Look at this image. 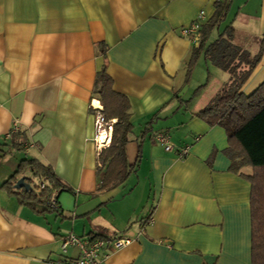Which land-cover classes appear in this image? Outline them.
Returning <instances> with one entry per match:
<instances>
[{"label":"crops","instance_id":"1","mask_svg":"<svg viewBox=\"0 0 264 264\" xmlns=\"http://www.w3.org/2000/svg\"><path fill=\"white\" fill-rule=\"evenodd\" d=\"M215 1L0 0V264L75 260L77 247L61 250L68 234L128 237L130 245L107 249L106 264H252V169H232L224 129L196 116L207 104L202 94L229 76L213 77L200 56L186 82L197 46L181 30L200 12L205 25ZM227 25L252 53L263 42L242 88L249 95L264 81V0H232L220 31ZM104 64L131 104L126 157L134 169L109 191L99 190L104 167L89 108ZM198 68L204 83L192 89ZM156 132L172 135V151L153 140ZM24 159L50 166L71 189L57 194L55 208L38 212L1 187Z\"/></svg>","mask_w":264,"mask_h":264},{"label":"trees","instance_id":"2","mask_svg":"<svg viewBox=\"0 0 264 264\" xmlns=\"http://www.w3.org/2000/svg\"><path fill=\"white\" fill-rule=\"evenodd\" d=\"M231 2L215 1L214 13L202 26L198 46L193 48L187 63L186 82L200 56L229 76L228 81L196 116L209 126L224 129L228 144L224 153L230 159L232 169H252L251 176L247 177L251 185V261L252 264H264V81L251 94L245 95L242 92L243 86L261 61L263 42L257 41V50L252 53L239 43L233 26L227 25L220 31L227 19ZM214 30L218 34L209 42ZM96 49L98 54L104 55L106 46L100 44ZM94 93L98 96L104 117L115 120L111 144L99 155L104 167L100 173L99 190L109 191L123 184L134 171L126 157V145L132 129L129 122L131 104L125 95L113 90V81L107 74L105 64L96 74ZM21 177L27 178L31 190L14 188ZM33 179L39 184L32 186ZM1 187L16 197L20 204L38 212L48 211L52 202L56 203L58 193L71 191L50 166L35 159L21 160ZM102 237L107 236L97 238Z\"/></svg>","mask_w":264,"mask_h":264},{"label":"built area","instance_id":"3","mask_svg":"<svg viewBox=\"0 0 264 264\" xmlns=\"http://www.w3.org/2000/svg\"><path fill=\"white\" fill-rule=\"evenodd\" d=\"M204 22V13L200 12L195 21L189 26L181 30V36L189 41L192 46H198L200 38V30ZM94 101L91 100L89 108L94 113V127L95 135L93 143L97 155L108 148L111 144L113 124L115 120H108L104 117L102 106L99 101L97 105H94ZM17 125H14L12 131L6 135V138H11V135L17 131ZM152 138L155 142L161 144L166 152L173 150V146L169 141L168 136L165 133H153ZM187 155V149H182L178 152L180 159ZM43 186V184H41ZM52 207H56V203L52 202ZM131 240L126 236L116 237H79L74 234H68L63 237L61 242V250L66 251L67 247L73 246L79 249V257L75 260H69L60 264H106L107 249L111 248L114 251L122 249L130 245Z\"/></svg>","mask_w":264,"mask_h":264},{"label":"rangeland","instance_id":"4","mask_svg":"<svg viewBox=\"0 0 264 264\" xmlns=\"http://www.w3.org/2000/svg\"><path fill=\"white\" fill-rule=\"evenodd\" d=\"M217 34H218L217 30H214V31L212 32V34H211L209 40H210V41L214 40V38H216ZM201 69H202V68H198V69H197L195 79H194V81H193V83H192V87H193L192 89H194V88H196L197 86H199L200 84H203V83H204V82H203L204 80L202 81V79H201V78H202V77H201ZM209 70H210L212 76H213V77L216 76L217 79H220L221 77H223V79L227 78V75H226L225 73H223V72H221V71H219V70H217V69H215V68H213V67H209ZM213 84H215V82H213V83L209 86V88H207V90L202 94L204 100H205L207 103H208V101H209V100L215 95V93L217 92V89L215 88V86H212ZM205 105H206V103H205ZM166 135L168 136V138H170V136H172L170 133H169V134H166ZM3 150H5V149H3ZM19 152L22 153V154L24 155V153H23L22 150H21V151H16V152L13 151L12 154H17V153H19ZM24 156H25V155H24ZM24 156H22V158H25ZM10 158H11V156H10ZM20 158H21V157H20ZM130 181H132V183L134 182V184L136 183L135 178H132ZM128 183H129V182H128ZM37 184H39L38 181L35 180V179H33L32 186H36ZM138 220H139V219H138ZM138 220H137V219H134L133 223L137 224V223H138Z\"/></svg>","mask_w":264,"mask_h":264},{"label":"water","instance_id":"5","mask_svg":"<svg viewBox=\"0 0 264 264\" xmlns=\"http://www.w3.org/2000/svg\"><path fill=\"white\" fill-rule=\"evenodd\" d=\"M14 188L16 190L19 189H25L27 191L31 190V185L27 182V178L26 177H21L14 185Z\"/></svg>","mask_w":264,"mask_h":264},{"label":"bare ground","instance_id":"6","mask_svg":"<svg viewBox=\"0 0 264 264\" xmlns=\"http://www.w3.org/2000/svg\"><path fill=\"white\" fill-rule=\"evenodd\" d=\"M96 103V104H95ZM94 105H97V102L96 101H94Z\"/></svg>","mask_w":264,"mask_h":264}]
</instances>
